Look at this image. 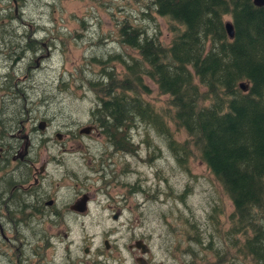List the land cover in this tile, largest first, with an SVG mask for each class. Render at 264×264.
<instances>
[{
  "label": "rangeland",
  "instance_id": "374dc122",
  "mask_svg": "<svg viewBox=\"0 0 264 264\" xmlns=\"http://www.w3.org/2000/svg\"><path fill=\"white\" fill-rule=\"evenodd\" d=\"M145 3L149 1L26 0L20 8L21 16H11V23L43 27L44 30L34 32L32 38L48 37L57 41L56 47L52 46V54L42 60V68L29 79L20 77L24 81L14 86L17 77L14 80L0 78L6 91L11 83L8 92L12 93L10 97L3 96L5 112L1 116L19 114L25 117L20 109L26 105L36 116L51 120L50 135L56 127L64 130L85 125L91 112L100 106L102 94L98 90L105 87L108 72L123 76L124 60L128 61V52H133L119 41V23L123 18L130 16L148 35H157L164 44L170 42V24L165 18L150 14ZM4 13L0 8L2 21L7 22ZM24 30L27 28L15 29L9 23L0 26V43L34 45L29 37L17 36ZM17 73V76L23 74ZM145 82L148 86L145 98L155 110L170 109L165 103L167 95L161 94L149 78L146 77ZM136 120L129 127L112 128L111 131L121 133L128 140L124 151L114 152L107 146L114 162L106 166L109 159L104 158L102 165L106 171L97 168L100 165L98 153L107 145L102 137L94 135L91 140H81V143L92 145L90 151H95L94 157L87 156L80 144L70 148V143H66L65 151L57 142L49 145L48 154L77 171L78 175L71 178L78 189L89 192L91 197L86 214L57 226L41 224L45 232L54 235L49 239L44 264H51L52 258L60 256H63L62 262H68L69 251L75 264H97L94 259L99 251L104 256L98 258L105 257L106 264H137L134 256L139 251L128 248L136 239H143L149 247L150 251L145 254L149 264H256L240 251L239 242L243 238L230 230L232 202L198 155L190 156L185 165L169 147V138L161 135L153 122ZM166 124L175 142L187 140L185 130L176 126L171 118ZM24 125L27 131L30 122L25 121ZM185 156L183 150H179L178 157L184 159ZM53 169L50 165V171ZM108 170H113L111 175L120 174L111 185V177L101 178ZM55 177V183L62 186L74 183L69 177L62 181L59 172ZM57 194L68 196L63 187ZM9 209L2 208L3 211ZM37 211L35 215L43 214L40 209ZM23 223L28 224L29 219ZM85 248L89 249L87 253Z\"/></svg>",
  "mask_w": 264,
  "mask_h": 264
},
{
  "label": "trees",
  "instance_id": "16d2710c",
  "mask_svg": "<svg viewBox=\"0 0 264 264\" xmlns=\"http://www.w3.org/2000/svg\"><path fill=\"white\" fill-rule=\"evenodd\" d=\"M148 1V12L170 24V42L123 18L119 41L133 52L123 76L108 72L91 115L99 114L111 137L121 135L112 128L136 119L153 122L179 161L186 165L197 154L232 202L230 230L243 238L240 251L264 264V6L253 0ZM226 21L233 24L232 38ZM146 77L167 95L170 109L159 112L146 100ZM168 118L185 130V142L170 137Z\"/></svg>",
  "mask_w": 264,
  "mask_h": 264
},
{
  "label": "flooded vegetation",
  "instance_id": "af4514ba",
  "mask_svg": "<svg viewBox=\"0 0 264 264\" xmlns=\"http://www.w3.org/2000/svg\"><path fill=\"white\" fill-rule=\"evenodd\" d=\"M25 1L0 0V8L5 12L3 14L4 20H8L3 22L1 15L0 20L2 23L0 26L9 23L15 29L21 26L26 27L27 31L24 30L17 36L29 37L30 41L34 43V45L28 46L24 45V42H16L15 44L12 42L0 43L2 45L0 48V78H12L14 80L13 78L17 77V80H14V86L22 80L20 77L29 79L32 73L42 68V60L52 54L53 47H56L54 43L57 42L56 40H49L48 37L39 40L32 38L34 32L44 30L43 27H33L28 23L23 25L11 23V16L12 18L21 16L22 11H20V8L24 7ZM14 36L16 35L14 34ZM56 39L58 40L57 37ZM43 50L45 53H43ZM21 63H23V66L19 65ZM17 72H23V74L17 76ZM10 87L11 83L7 85L6 91L5 86L0 84V264H44L47 256V246H50L49 239L54 238V235L45 232L41 224L51 223V226H57L65 220L70 221L75 219V216L86 214L91 197L89 192L78 189V184L74 181V178H71L78 175L77 171L74 172L72 168H68L64 161L56 159L53 154H48L49 145L52 142H57L59 147L65 151L66 143H70V148H73L74 144H80L85 148L87 156L94 157L95 151H90L92 145L85 141L81 143V140H91L94 135L96 138L102 137L107 145H104L98 153L100 154V165L97 168L99 171H106L102 165L104 158L109 159L106 166L114 162L113 155H111L107 146L112 147L114 152L124 151L126 150L128 138L122 135L111 137L112 134L106 133L105 125L100 121L97 113L91 115L85 125H76L74 129L66 127L64 130L56 127L52 135L48 132L52 123L51 120L45 116H36L31 109L26 108V105H23L20 109L24 112L25 117H21L19 114H7L3 118L1 116L5 112L3 96H12V93L8 92ZM25 121L30 122L27 131L24 125ZM84 128H87L88 132H83ZM50 165L54 166L52 171H50ZM97 168H93V170ZM58 172L62 177V181L68 179L65 177H69L74 183L63 184V186L55 183L57 179L55 176ZM111 174H113V170H108L107 173L101 175L104 180L107 176L111 177L110 185L114 184L116 182L115 178L120 175L119 173ZM60 187L65 188L68 196L57 194ZM83 198H87V200L82 207L83 209L80 210L77 205ZM5 207L10 209L3 211L2 208L5 209ZM38 209L43 213L41 216L35 215ZM113 217L116 219L117 214ZM26 219H29L28 224L23 223ZM26 230L28 231L26 232ZM137 240L139 239L129 244L128 248L139 251V254L134 256L137 264H140L138 262L140 258H143L149 264L145 254L150 249L147 253H142L141 249L135 246ZM105 246L109 248L107 241H105ZM88 251V248L84 249L85 253ZM67 254L69 257L68 262H62L63 256H60L56 259L52 258L50 263L75 264L76 261L72 260L70 251ZM99 255L104 256V253L99 251L94 262L106 264L105 257L100 259L98 258Z\"/></svg>",
  "mask_w": 264,
  "mask_h": 264
},
{
  "label": "water",
  "instance_id": "95a60500",
  "mask_svg": "<svg viewBox=\"0 0 264 264\" xmlns=\"http://www.w3.org/2000/svg\"><path fill=\"white\" fill-rule=\"evenodd\" d=\"M253 3L256 5V6H264V0H253ZM225 29H226V32L228 34V36L230 38L233 37L234 35V28H233V24L230 22V21H226L225 22ZM240 87L242 89H245V86L243 83H240ZM90 128V127H89ZM83 132H88V129L87 128H84V131ZM87 198H83L82 200L79 201L78 205H77V208H80V210H82L83 206L85 205V202H86ZM82 208V209H81ZM135 246L137 248H140L141 249V252L142 253H147L149 251V247H147L144 243L143 240L139 239L135 242ZM138 262L140 264H147L143 258H140L138 259Z\"/></svg>",
  "mask_w": 264,
  "mask_h": 264
},
{
  "label": "bare ground",
  "instance_id": "6f19581e",
  "mask_svg": "<svg viewBox=\"0 0 264 264\" xmlns=\"http://www.w3.org/2000/svg\"><path fill=\"white\" fill-rule=\"evenodd\" d=\"M145 243V242H144ZM145 245L147 246V244L145 243ZM148 247V246H147Z\"/></svg>",
  "mask_w": 264,
  "mask_h": 264
}]
</instances>
